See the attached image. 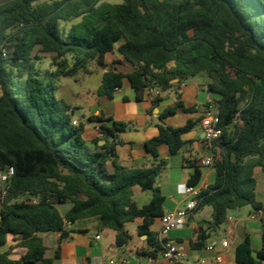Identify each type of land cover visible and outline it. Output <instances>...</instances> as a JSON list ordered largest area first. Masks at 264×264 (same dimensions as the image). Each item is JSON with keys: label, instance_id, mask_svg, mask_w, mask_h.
<instances>
[{"label": "trees", "instance_id": "1", "mask_svg": "<svg viewBox=\"0 0 264 264\" xmlns=\"http://www.w3.org/2000/svg\"><path fill=\"white\" fill-rule=\"evenodd\" d=\"M115 51L133 68H110L97 90L100 98L113 97L125 79L138 99L149 88L162 94L200 73L211 80L223 134L213 144L215 182L203 189L194 211L212 208L208 231L225 225L232 211L262 210L256 170L264 172V0H11L0 5V171L12 166L15 174L5 195L0 189V247L12 238L27 251L18 259L10 249L0 251V264H54L59 256H46L40 234L65 239L70 225L93 218L100 229L116 233L117 247L133 239L126 224L142 218L137 233L148 237L151 249L141 255L159 256L161 245L150 232L166 201L156 186L168 165L158 159L159 148L167 145L178 154L184 133L200 120L183 127L161 124L159 135L146 143L157 161L151 167L119 163L117 148L129 124L103 113L88 119L101 123L102 137L91 145L83 115L57 97V80L89 73L92 62L107 68L106 56ZM47 54L53 72L39 66ZM161 100L154 97L153 107ZM179 108L194 111L177 102L162 118ZM189 166L188 185L198 186L201 165L192 160ZM136 188L153 193L143 207L134 200ZM62 205H69L65 213ZM209 236L200 234L193 248L202 249ZM236 260L264 264V232L258 250L246 237Z\"/></svg>", "mask_w": 264, "mask_h": 264}, {"label": "crops", "instance_id": "2", "mask_svg": "<svg viewBox=\"0 0 264 264\" xmlns=\"http://www.w3.org/2000/svg\"><path fill=\"white\" fill-rule=\"evenodd\" d=\"M77 22L79 20L74 21V23ZM115 62L118 63L115 64ZM106 65L107 68H101L96 62H92L89 67L90 72L87 74L80 71L74 77L59 78L57 97L76 107L78 115H83L84 136L91 145L96 139L102 137L98 129L101 123L89 121L91 116L103 113L105 117H112L129 124V128L121 134L123 144L117 148L119 163L127 168L151 167L157 163L148 151L146 143L159 135L161 124L183 127L190 120H200L194 129L184 133L185 144L178 154H170L167 145L159 148L158 159L168 162L167 168L156 184L166 197L163 215L167 211L183 207L186 202L184 190L192 174V169H189L190 161H199L211 154L216 156L214 146L208 145L204 139L201 124L209 97L213 98L216 103L219 99L218 95L209 92L211 80L208 77L204 82L185 81L183 87L178 85L162 93L160 104L153 107L152 100L148 96L145 95L142 99H138L128 79L124 80L123 86L115 92L113 97H98L97 90L102 84L104 74L110 68L124 73L130 72L133 68L131 64L124 62L123 57L117 51L106 56ZM54 70L55 68L52 67L43 71L53 72ZM177 102H182L186 108H194V111L186 112L179 108L176 113L162 118L166 109L176 105ZM104 143L102 141L100 144ZM169 168H171L170 171L166 173ZM201 168L203 177L199 185L206 188L215 182L216 170L214 167L201 166ZM262 174V182L259 183L257 180V199L262 203L263 208L262 213L255 219L251 218L255 213L253 208L247 214L242 213L244 209L242 208L232 211L227 223L220 229L208 231L209 222L212 220V208L205 207L193 213L185 227L171 232L169 238L185 250L184 264H239L236 260V249L246 237L251 239L254 250L261 247L264 223V172ZM152 197L151 190L135 189L134 200L139 207L148 204ZM203 213L206 218L198 219V216ZM162 216H157L150 227L154 239H158ZM141 224H143L142 218L126 224V229L133 235V239L124 247L116 246V233L113 230L111 231L114 233H109L108 230L100 229L96 218L85 220L81 225L80 223L70 225L68 238L60 239V234L54 233L53 257L55 254L59 256L54 264H174L161 255L156 259L141 255V252L151 249L147 242L148 237L139 236L137 233L138 226ZM130 226L136 227V232H131ZM204 232L210 233L205 246L199 250L194 249L193 241ZM45 234H40V236L46 245ZM97 235L100 236L99 239L96 238ZM8 246H10L9 242L0 247V251H6ZM21 249L23 251L21 256H23L27 250L23 247ZM16 251L14 249V252Z\"/></svg>", "mask_w": 264, "mask_h": 264}, {"label": "built area", "instance_id": "3", "mask_svg": "<svg viewBox=\"0 0 264 264\" xmlns=\"http://www.w3.org/2000/svg\"><path fill=\"white\" fill-rule=\"evenodd\" d=\"M2 52L4 57L9 56V51L7 48H3ZM184 85L185 81L179 84L180 87H183ZM145 95L152 100L154 97L160 96L161 91L157 87H152L146 90ZM74 124H78V122L74 121ZM201 124L203 128L204 139L208 145H213L221 138L223 130L219 126V109L216 101L211 97H209L208 99V104L202 116ZM215 160V154H211L201 158L199 160V164L204 167H213ZM14 174L15 170L12 166H8L5 171H0V189L3 195L7 193V186ZM203 189L204 188L200 185H186L184 190L186 202L184 206L171 211H167L161 217V228L158 232L157 239L161 245V251L159 255H161L165 259L172 261L174 264H184L186 254L184 248L179 244L173 242L169 238V236L172 231L181 229L186 226L190 217L198 207L199 198L202 195ZM32 201L36 202L35 199H32ZM261 213L262 210H258L251 216V218L255 219L256 216ZM262 229L264 232V223ZM96 238L99 239L100 236L97 235Z\"/></svg>", "mask_w": 264, "mask_h": 264}, {"label": "rangeland", "instance_id": "4", "mask_svg": "<svg viewBox=\"0 0 264 264\" xmlns=\"http://www.w3.org/2000/svg\"><path fill=\"white\" fill-rule=\"evenodd\" d=\"M106 2H109V3H121L123 0H105ZM66 28L70 26V23L69 24H65L64 25ZM41 60L39 61V64H40V68L42 70H46V69H51L53 66L52 64V56L47 54V55H41ZM94 65V63L92 64ZM55 68V67H54ZM56 69V68H55ZM208 79V76L206 73H200L199 75L196 76V78H190L189 80H187L188 82H191V83H194L195 81H199V82H204V80H207ZM171 168H169L167 170L166 173H168L170 171ZM191 170V168H189ZM205 171V169H204ZM262 171L260 169H257L256 170V178L258 180L259 183L262 182ZM69 208V205H62L60 206V210L62 213H65V211ZM252 209V206H246L244 207L242 213L243 214H247L251 211ZM201 218H206L205 217V214L203 213L201 216H198V219H201ZM80 225L84 223V221H80L79 222ZM105 230H108L109 233H114L112 232L110 229H105ZM129 230L131 232H136V227L134 226H130L129 227ZM45 241H46V245L48 247L47 249V253H46V256L49 257V258H53V247L55 246V242H54V233L53 232H49V233H46L45 234ZM17 241H15L14 239L10 238V241H9V244L10 246L7 247V250H11V254L14 258H20L23 251L21 249V247H19L17 245ZM14 249L17 250L16 252H14Z\"/></svg>", "mask_w": 264, "mask_h": 264}, {"label": "water", "instance_id": "5", "mask_svg": "<svg viewBox=\"0 0 264 264\" xmlns=\"http://www.w3.org/2000/svg\"><path fill=\"white\" fill-rule=\"evenodd\" d=\"M9 1H11V0H0V5L5 4V3L9 2Z\"/></svg>", "mask_w": 264, "mask_h": 264}]
</instances>
